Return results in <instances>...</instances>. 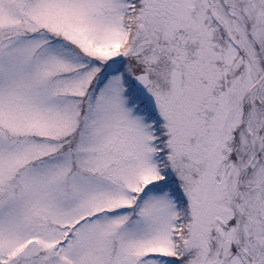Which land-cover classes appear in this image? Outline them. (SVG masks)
Instances as JSON below:
<instances>
[{
    "label": "snow or ice",
    "instance_id": "1",
    "mask_svg": "<svg viewBox=\"0 0 264 264\" xmlns=\"http://www.w3.org/2000/svg\"><path fill=\"white\" fill-rule=\"evenodd\" d=\"M0 264H264V0H0Z\"/></svg>",
    "mask_w": 264,
    "mask_h": 264
}]
</instances>
